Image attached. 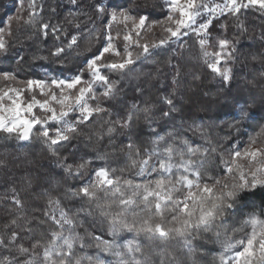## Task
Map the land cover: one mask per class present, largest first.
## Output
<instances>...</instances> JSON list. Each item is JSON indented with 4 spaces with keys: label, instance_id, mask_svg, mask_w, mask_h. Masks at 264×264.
I'll return each mask as SVG.
<instances>
[{
    "label": "trees",
    "instance_id": "16d2710c",
    "mask_svg": "<svg viewBox=\"0 0 264 264\" xmlns=\"http://www.w3.org/2000/svg\"><path fill=\"white\" fill-rule=\"evenodd\" d=\"M30 2L0 0V29L5 30L3 39L7 45V51L0 52V75L8 72L17 78L16 81L0 79V88L24 87L20 82L29 79H70L82 70L84 79H89L85 62L103 49L108 34L113 37L112 42L121 56L106 53L102 63L119 61L125 55L126 44L134 57L142 52L136 43L124 41L123 36L129 32L133 41H139L140 45L158 43L168 35L162 25L153 23L164 20L168 14L165 0H77L75 4L71 0H35L34 23H27ZM100 6L105 9L102 14L97 11ZM113 11L117 12L118 20L110 22ZM121 11L137 18L140 15L148 17L139 35L133 30L132 21L124 22L119 16ZM18 15L23 17L21 23L14 19ZM10 18L13 19L11 35H8ZM209 18L206 14L202 22ZM211 19L203 36L190 32L179 40L173 38L163 46L150 48L147 58L141 56L129 66L132 71L101 69L102 74L116 83L118 94L106 98L101 95L103 86L95 84L96 99L89 103L93 106L99 103L107 111L94 115L90 122L78 124L77 132L70 134L69 141L53 146L57 155L52 154L38 135L39 126L33 129L28 141L19 140L16 134L0 132V161L4 162L0 166V236L7 240L10 231L15 230L23 237L18 243L25 247H31L35 240L50 239L51 231L60 230L44 215L45 211H50L47 200L53 197L60 199V208L76 221L73 231L84 244L81 247L78 242L74 248L80 264H96L97 256L105 264H121V260L131 264L132 256L123 245L133 240L140 243L141 252L135 254L139 260L147 258L149 264H160L163 259L167 264V258L172 255L178 258L179 264H191L189 253L175 239L162 244L158 239H149L145 233L127 231L113 237L107 218L99 215L95 202L90 204L87 198L70 194L93 182L99 168H107L112 176L155 179V174L136 176L138 169L131 166L126 147L130 140L143 155L145 149L154 147L152 142L158 134L164 138L159 142L161 149L166 144H175L186 153L185 146L180 143V139L186 137L193 148L201 152L208 150L205 157L199 152L191 156L193 160L207 161L200 168L204 180L224 176L223 161L230 159V151H243L253 139L255 147L264 146V9L252 5L235 15L226 13ZM42 24H48L49 28L42 29ZM74 36L77 43L69 48ZM202 38L206 39L209 51L222 52L219 67L231 69L228 81L208 67L199 43ZM221 39L230 41L223 50L219 45ZM57 48L65 51L53 55ZM174 79L178 83L174 84ZM28 94L25 92L24 96ZM164 97L172 99L175 105V111L168 116L162 115L170 107ZM133 105L139 110L135 112L132 126L121 129L114 122L125 117ZM146 107L151 108L147 113L150 119H146ZM108 127H115L116 131L107 133ZM185 158H189L187 154ZM82 163L85 167L78 175L75 169ZM67 164L73 166L71 174L65 170ZM227 183L231 185L232 179ZM98 195L101 203L111 200V196L103 192ZM13 197L23 201L22 209L15 205ZM262 207L264 188L258 187L240 200L233 210L235 214L226 217V223L217 221L208 230L194 233L198 264H219L225 234L239 238L250 233L252 226L244 221L252 212L259 214ZM81 208L84 211H79ZM55 214L58 218L59 210ZM165 216L170 219L169 213ZM13 219L17 220L15 228L11 226ZM27 228L32 229L30 234L24 231ZM217 232L221 233L219 239L215 235ZM103 240L112 242L114 250L123 255L118 257L101 251L97 244ZM4 256L28 258L18 256L14 247L11 251L0 247V258Z\"/></svg>",
    "mask_w": 264,
    "mask_h": 264
},
{
    "label": "snow or ice",
    "instance_id": "6c2138e0",
    "mask_svg": "<svg viewBox=\"0 0 264 264\" xmlns=\"http://www.w3.org/2000/svg\"><path fill=\"white\" fill-rule=\"evenodd\" d=\"M71 2L75 4L77 0H71ZM165 3L168 14L164 20L153 23L162 25V30L168 34L167 36L151 45L147 43L140 45L139 41H133L131 32L123 36L124 41L134 42L142 48V52L135 57L128 50L126 44L125 55L119 61L102 63L106 53H113L117 57L121 56L112 42L113 37L108 34L106 46L85 62V69L90 79H84V70H82L80 74L70 79L54 78L50 81L29 79L20 82L24 87L5 86L0 88V132L8 135L16 134L19 140L28 141L31 139L33 129L39 126L36 129L38 135L52 150V154L57 155L53 146L69 141L70 134L77 132L78 124L90 122L94 115L107 111L99 103H96L95 106L89 103L90 100L96 99L94 85L99 82L103 86L104 91L101 95L106 98H113L118 94L116 83L102 74L101 69L106 68L121 73L132 71L129 66L135 64L141 56L147 58L151 54L150 48L163 46L173 38L179 40L189 31H195L197 35L205 32L212 23L211 17L226 13L235 15L242 8L252 5H258L260 9H264V0H247V3H242L241 0H224L222 4L212 5L205 0H200V2L198 0H165ZM29 9L31 11H29L26 22L34 23L35 0H31L29 3ZM97 11L102 14L105 9L100 6ZM202 14H209L210 18L199 23L197 27V17ZM117 16V12L111 13L113 21L117 19ZM119 16L124 22L132 21L133 29L143 28L148 20L145 15H140L137 18L126 11H121ZM12 19H9L8 35H11ZM14 19L17 23L23 21V17L19 15ZM151 26L149 25V27ZM41 27L47 30L49 25L42 24ZM53 31L55 32L56 29L53 28ZM4 34L5 30L0 29V52L7 51V45L3 39ZM45 35H47L46 31ZM117 35L119 36V34ZM136 35H139L138 31ZM76 43L77 40L74 36L68 47L71 48ZM199 43L203 48L207 41L202 38ZM229 44L230 41L226 39L219 41L222 50ZM64 51V48H57L53 55L58 56ZM204 55L208 56L209 53L205 51ZM214 55L219 57L220 53H214ZM228 56L231 58V52L228 53ZM219 63L220 60L217 59L216 62L209 63L208 67L220 75L224 81H228L231 79V69L222 70L218 67ZM177 75H179V71H177ZM0 79L16 81L17 78L12 73L4 72L0 75ZM173 83L176 84L178 81L174 79ZM36 90H39V95L44 99H38L35 94L25 99V92L35 93ZM163 100L170 107L169 111L162 112V115L168 116L171 111H175V105L173 100L168 97H164ZM34 109H39L41 114L37 115ZM138 110L136 105H133L132 110H129L125 117L114 123L121 129H130L135 112ZM150 112L151 108L146 107V119H150L147 116V113ZM72 113H78L74 122L67 119ZM55 124H61L62 127H54ZM115 131V127L107 128L109 134ZM163 139L157 134V139L152 142L154 147L151 150L145 149L143 155L131 140L126 145L131 166L138 169L136 176L145 177L155 174V179L136 180L112 176L107 168H99L95 172L93 182L81 186L70 195L87 198L90 204L95 202V209L99 215L107 218L113 237L120 232L127 231L137 234L145 233L149 239H158L162 244L175 239L189 253L191 264H198L193 246V241L197 239L194 233L208 230L217 221L226 223V217L229 214H235L233 210L237 209L240 200L245 199L247 194L253 193L258 187L264 188V146L255 147L256 140L253 139L243 151L239 149L230 151V159L223 161L224 176L209 177L208 180H204L200 168L207 161L205 159L193 160L191 156H195L199 152L201 157H205L208 150L205 149L201 152L200 149L193 148L186 137L180 139V143L186 148V153L175 144H166L161 149L159 142ZM186 154L189 157L187 159L185 158ZM176 157L179 159L177 160ZM241 161H247V163ZM3 164L4 162L0 161V166ZM84 167L83 163L78 165L75 169L76 174H81V169ZM65 170L71 174L73 166L67 164ZM229 178L233 181L231 185L227 183ZM101 192L106 196L110 195L111 200L101 203L98 195ZM242 193L244 195H241ZM13 200L18 208L24 207L22 200L16 197H13ZM60 203L59 198L49 197L47 200L50 211H45L44 215L60 229L51 231L50 239L47 241L35 240L31 247H25L23 243H18V240L23 237L15 230L10 231L7 240L0 236V247L8 251L14 247L18 256L28 257L20 260L16 256L12 258L4 256L0 258V264H80V259L75 257L74 248L78 242L81 247H84V244L79 235L73 231L76 223L74 217L69 216L66 211L60 208ZM57 210H59L58 218L55 214ZM79 211H84V209L81 208ZM166 212L169 213L170 219L165 216ZM244 223L251 225L252 231L241 239H234L225 234L222 244L223 252L218 258L219 264H264V207L261 208L259 214L250 213ZM11 226L13 228L18 226L16 219L11 221ZM24 231L30 234L32 229L27 228ZM66 231L68 235H65ZM215 235L219 239L221 233L217 232ZM94 238L99 240V237ZM97 247L103 252H111L118 257L123 255L121 251H115L114 244L107 240L98 243ZM123 248L128 254H131V264H149L147 258L144 260L136 258L135 254L141 252L139 241H128L123 245ZM234 249L235 251H233ZM96 264H105V261L97 256ZM121 264H129V261L121 260ZM160 264H165V261L162 259ZM167 264H179L178 258L170 255L167 258Z\"/></svg>",
    "mask_w": 264,
    "mask_h": 264
},
{
    "label": "rangeland",
    "instance_id": "374dc122",
    "mask_svg": "<svg viewBox=\"0 0 264 264\" xmlns=\"http://www.w3.org/2000/svg\"><path fill=\"white\" fill-rule=\"evenodd\" d=\"M198 2H200V0H198ZM205 2H207V3H209L210 5H212V4H215V3H223L224 2V0H205ZM241 2L242 3H247V0H241ZM255 6H258V5H255ZM259 7V6H258ZM111 13L112 12H110V22H114L112 19H111ZM206 14H202V16H200V17H197V27H198V25H199V23H203L202 22V19L204 18V16H205ZM207 15H209V14H207ZM118 20V19H117ZM144 28V27H143ZM143 28H140V29H133L134 31H138V32H140V31H142V29ZM109 31V30H108ZM190 32H193V33H195L196 34V32L195 31H189L188 33H190ZM204 33L205 32H203V33H201L200 35L201 36H203L204 35ZM107 44V43H106ZM106 46V45H105ZM205 51H207L208 53H209V55L208 56H205L204 55V57H205V59H206V61H207V63L209 64V63H214V62H216V60L217 59H219L220 60V62H221V60H222V57H221V55H222V52L221 51H218V52H211V51H209L207 48H206V45L203 47V52H205ZM214 53H220V56L219 57H217V56H215L214 55ZM220 64V63H219ZM218 67H219V65H218ZM90 79V78H89ZM44 81H46V80H44ZM96 84H100L99 82H97ZM32 94H35L36 96H37V98L38 99H44V97L43 96H40L39 95V90H36V92L35 93H29L28 95V97L26 96L25 97V99H28ZM6 103H7V101H5ZM34 111L36 112V114L37 115H40L41 113H40V110L39 109H34ZM78 115V113H72L67 119L70 121V122H74L75 121V117ZM54 127H62V125L61 124H55L54 125ZM95 180V174H94V177H93V181ZM243 237H245V235L244 236H241V237H239V238H234V239H241V238H243ZM238 248H239V246H237ZM233 251H235V249L233 250ZM223 252V247H222V249H221V253ZM221 253H220V255H221Z\"/></svg>",
    "mask_w": 264,
    "mask_h": 264
}]
</instances>
